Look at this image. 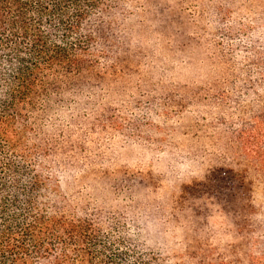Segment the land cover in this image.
Masks as SVG:
<instances>
[{
    "label": "trees",
    "instance_id": "1",
    "mask_svg": "<svg viewBox=\"0 0 264 264\" xmlns=\"http://www.w3.org/2000/svg\"><path fill=\"white\" fill-rule=\"evenodd\" d=\"M187 2L191 0H0V264H152L143 229L155 224L156 213L131 212V202L107 206L92 189L91 179L111 172L116 159L107 152L109 143L97 141L113 123L110 104H89L103 90L95 87L102 80L142 66L161 63L162 75L176 69L185 76L189 66V71L193 65L208 67L224 54L229 64L230 53L238 55L236 44L219 49L213 44L209 37L214 33L207 29L212 17L184 16ZM195 3L203 13L207 4L218 1ZM245 3L254 5L264 20L263 0ZM233 5L234 0H226L228 10ZM215 8L217 17L228 11ZM140 13L151 18L145 32L167 41L146 42L142 28L132 38L127 22ZM258 58L263 61V49L247 57L259 67L257 75L264 70ZM200 83L201 75L195 73L190 87ZM167 86L188 87L181 81ZM81 100L87 106L78 110ZM233 154V162H252L264 173V144L257 134L241 133ZM230 165L184 181L174 201L214 202L233 221L235 237L242 241L239 255L256 264L251 257L256 230L250 228L263 209L253 202L249 168ZM206 239L208 243L210 235ZM217 252L206 248L198 264H216Z\"/></svg>",
    "mask_w": 264,
    "mask_h": 264
},
{
    "label": "rangeland",
    "instance_id": "2",
    "mask_svg": "<svg viewBox=\"0 0 264 264\" xmlns=\"http://www.w3.org/2000/svg\"><path fill=\"white\" fill-rule=\"evenodd\" d=\"M197 1L183 6L184 16L193 19L206 14V18H199L203 21L212 17L215 21L207 29L214 33L209 37L213 44L218 49L219 45L236 44L240 52L235 58L230 53L233 60L229 64L225 63L228 58L224 54L223 60L216 64L210 61L208 67L193 65L194 69L189 71V66L185 76L176 69L162 75L161 63H153L154 66H142L137 72L104 79L95 86L103 90L88 103L89 107L108 102L109 117L113 119L109 131L97 141L100 145L103 140L109 143L111 151L107 152L112 158L115 156L116 164H112L111 172L91 179L92 189L107 206L131 202V212L156 213L155 224L143 229L144 248L154 254L152 264H198L203 251L213 247L218 249L216 264H247L249 260L239 255L242 241L235 237L233 221L219 206L205 198L200 205L192 201L183 204L182 198L177 199L178 203L174 201L180 196L179 185L191 182L189 178L193 181L216 166L230 167L231 162L238 170L245 166L253 179V202L263 209L250 228L256 230L252 234L255 247L251 257L256 264H264V173L252 162L240 165L232 161L241 133L257 134L264 144V87L253 86L255 81L264 83V70L257 75L259 67L247 59L264 50V20H259L256 7L247 5L245 0H234L229 10L226 0H216L218 4H207L203 13L196 9ZM219 5L228 11L217 17L215 6ZM180 21L187 26L185 18ZM150 24L151 18L140 13L127 22V30L133 39L139 34L138 28H142L146 42L167 41L164 35L156 40L145 32L144 27ZM199 25L205 30L200 20ZM260 62L264 65V58H258L257 63ZM195 73L201 75V87H190ZM177 81L187 83L188 87L167 86L168 82ZM82 106H87L82 100L76 103L78 110Z\"/></svg>",
    "mask_w": 264,
    "mask_h": 264
}]
</instances>
